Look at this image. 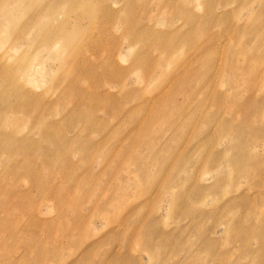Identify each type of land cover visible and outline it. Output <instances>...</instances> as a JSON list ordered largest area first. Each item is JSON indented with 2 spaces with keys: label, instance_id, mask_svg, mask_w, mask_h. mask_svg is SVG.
<instances>
[{
  "label": "rangeland",
  "instance_id": "rangeland-1",
  "mask_svg": "<svg viewBox=\"0 0 264 264\" xmlns=\"http://www.w3.org/2000/svg\"><path fill=\"white\" fill-rule=\"evenodd\" d=\"M75 1L0 0V66L33 64L32 83L20 80L32 94V121L25 107L11 108L0 130L15 127L17 137L41 145L28 156L0 152V264H264V0H212L206 33L185 24L175 5L134 0L136 30L164 33L174 42L165 50L129 38L131 18L120 17L130 10L126 1L107 0L110 36L102 44L122 46L114 56L124 70L109 77L96 72L103 58L87 37L76 44L81 55L71 56L68 40L48 51L35 25L19 28L45 7L63 12L72 4L80 6L58 17H67L69 37L97 28L99 1ZM181 1L186 13L206 17L207 0ZM72 57L93 68L81 75L85 88L104 83L108 108L76 112L82 92L64 86L79 70H69ZM182 76L187 87L177 83ZM175 85L181 92L167 112L153 113ZM151 116L150 130L140 132ZM61 137L75 142L57 146L52 139ZM129 140L134 147L125 150Z\"/></svg>",
  "mask_w": 264,
  "mask_h": 264
},
{
  "label": "bare ground",
  "instance_id": "bare-ground-1",
  "mask_svg": "<svg viewBox=\"0 0 264 264\" xmlns=\"http://www.w3.org/2000/svg\"><path fill=\"white\" fill-rule=\"evenodd\" d=\"M78 0H76L75 2H77ZM99 1V3L96 4L97 7H95L94 9V12H95V15L93 14V16L95 17V19L97 20V18H100L101 21H100V24H97L98 27L96 28V25H94L92 28L90 29H86L85 32H78L76 34L75 37H69L71 36V31H69L68 28H64L65 26V23H66V19L63 17V18H58L60 15H65L68 14L69 11L75 9L76 7L80 6V5H74L72 4V6H70L66 11L63 10H58L56 8V5H52V6H48V7H45L43 9H41L36 15H34L33 17L31 16V18L29 19V22H25L23 23V27L22 26H19V28L21 29H24L26 27H30V26H34L35 25V28L37 27L38 29V33L36 34V38L37 39H46L49 43H47L45 45V48L50 51L52 49V44H54L55 42H59V41H67V44L64 45L65 47L67 46L68 48H66V50H69V54L72 56L73 54L78 55L80 54L81 55V52H82V49L81 47L79 48L76 44L78 42H80L84 37H87V39L91 42V44L93 45H89L91 46V48L93 50H98V56L99 58H103V61L100 63V66L96 69V72L99 71L101 72L102 70V74L103 76L105 77H109L111 76L113 73L115 72H119V73H123L124 70H121L119 67H118V64L115 62V56L116 54H118L117 52V48L118 50L121 49L122 46H119V45H112L110 46L109 48L106 49V47L104 48L103 44H102V41H103V38L104 36H110V32L109 30L106 28V23H109V18L111 16V13L107 7V0H97ZM126 1V7L130 8V10L128 11V13L124 14L123 16H120L122 17L124 20H127L128 18L130 19L131 18V24L129 23L128 21V26L126 28L127 30V35L129 38H131L132 40H138L140 41L142 44H146V45H154L156 47H158L159 49H167V47H169L170 49V46L174 43L173 41H171L170 39H168L166 37V35L164 33H160V34H157L156 36H154L153 34L150 36L151 32L147 29V28H150L149 26H142L143 28L141 29H144V30H140V32L136 29H140L137 27V24L138 22L140 21V19L138 20V18H135V6L133 3H136V1L134 0H125ZM148 2V1H147ZM158 4H161L163 6H167V5H170V6H173L175 5V8L177 10V13L176 15L180 16V17H183L184 18V22L185 24L187 23H199V26H197V28L195 27V29H197V31H205L203 33H206L207 30H208V27H209V22L211 19L214 18V13H215V9L213 7V1L212 0H207L205 2V7H206V11H207V15L204 19L202 18H199L200 16L196 15L195 13H186L188 11H190V8L188 6H186L185 4H183V2L181 0H174V1H159L157 2ZM145 4H147L145 2ZM165 4V5H164ZM221 4V3H220ZM145 7V6H144ZM107 8V9H106ZM147 6L144 8V12H146L147 10ZM101 14H103V16H100ZM189 14V16H188ZM92 16V17H93ZM135 16V17H134ZM175 16V15H174ZM44 17L45 20L44 21ZM119 17V18H120ZM178 18V17H177ZM54 20H56L55 22L57 24L54 23ZM142 21V20H141ZM151 21V20H150ZM164 21V20H163ZM7 25L12 27V28H16L17 27V24L15 23H12V20H10L9 22H7ZM53 25V26H52ZM198 25V24H197ZM96 28V30H98V33H94V29ZM74 29V28H73ZM154 29V27H153ZM20 30V29H19ZM125 30V29H124ZM142 32H147V33H142ZM196 32V30L194 31ZM136 33H138L139 35L135 37ZM202 33V32H201ZM194 34V33H193ZM45 35V36H44ZM97 35V36H95ZM84 36V37H83ZM204 36V35H203ZM202 36V37H203ZM207 36V35H206ZM83 37V38H82ZM96 37V38H95ZM192 37V36H191ZM82 38V39H81ZM93 38H95L93 40ZM134 38V39H133ZM205 39V37H204ZM203 39V40H204ZM211 38H209L210 40ZM180 40H182V42H184L186 40L185 37L183 38H180ZM54 42V43H52ZM69 42H75L74 46L72 47V43L69 44ZM195 43V42H194ZM30 45L32 46V40H31V43ZM130 47V46H129ZM91 49V50H92ZM173 49V48H172ZM157 50V49H156ZM141 52V51H140ZM175 52V51H174ZM95 53V52H94ZM104 54L102 57H101V54ZM138 53V51H137ZM93 54V52H92ZM167 54V53H166ZM155 55V54H154ZM94 56V55H93ZM142 56V55H141ZM166 56V55H165ZM87 58V57H86ZM146 58H149V57H146ZM92 59V58H91ZM166 59V58H165ZM165 61V60H164ZM80 62L79 60L76 58V57H72V60L70 61V63L68 64V68L69 70H78L77 71V75L76 76H72L70 78L67 79V82H66V85H63L65 86V90L66 91H71V90H75V91H80L82 92V95H79L76 100V103L77 101L80 102L82 105L79 106V104H77V109H76V112H81L82 113V110L83 108H86V110H90V111H95V110H98V108H108V104H107V100L103 99L105 98V96L107 94H109L108 92H106L104 90V88L102 87V85L104 83H101V84H90V90L85 88L83 86V84L80 83L81 81V75L84 74L87 76V74H89L90 72L93 71V68L92 67H88L86 69H84V67H80ZM207 65V64H205ZM223 65V64H221ZM32 61L29 62L28 64L27 63H23V64H18L17 66H7V65H3L2 67L0 66V82H3L4 83V88L6 90V94H3V93H0V100L6 102V107L4 109H0V125H4V123H8V121L10 120V109L13 108V109H16V110H22L24 107H25V110L28 111V115H30L29 119L32 121V94L30 92V90H26L25 87H24V84L20 81L21 78L26 81V82H29V83H32ZM36 67V65H34ZM159 66V64L157 62H154L152 63V67H157ZM213 66V65H212ZM226 66V65H225ZM134 67V66H133ZM227 67V66H226ZM38 68V67H37ZM210 68V67H209ZM134 69V68H133ZM211 70V68H210ZM205 71V70H204ZM220 71V70H219ZM94 72V71H93ZM205 73V72H204ZM117 75V74H116ZM162 75V74H161ZM189 75V74H188ZM187 75V76H188ZM207 75V74H206ZM190 76V75H189ZM192 76V75H191ZM196 76V75H195ZM217 77V76H216ZM219 77V76H218ZM233 77V76H232ZM67 78V77H66ZM65 78V79H66ZM184 76L180 77V79L177 81V83L181 82L182 83H186L187 80H185L186 78H184ZM189 78V77H188ZM228 78V77H227ZM89 79V78H88ZM152 79V78H151ZM109 80V79H108ZM95 81V80H94ZM202 81V80H201ZM206 81V80H205ZM106 82V80H105ZM109 82H112L111 79L109 80ZM113 82H116V81H113ZM88 84V83H87ZM112 84V83H111ZM116 84H121V81L120 82H116ZM168 84V83H167ZM181 84V83H180ZM117 85V86H119ZM181 86H183L181 84ZM185 86V84H184ZM189 86V84H188ZM208 86V85H206ZM174 89H172V91H167V93H164V95H162L161 97L157 98L152 105H154V108H153V113H156V111H159L161 114H164L167 112L166 108L167 106H169V104L172 103L173 101V98L174 96H176L178 93L177 91H180V85H175L173 86ZM179 87V88H178ZM186 87H187V83H186ZM191 87V86H190ZM209 87V86H208ZM64 90V87H62ZM89 88V86H88ZM194 89V87H191ZM198 88V86H197ZM183 89V88H182ZM134 90V88H133ZM183 91V90H182ZM194 91V90H193ZM79 92V94H80ZM181 92V91H180ZM184 92V91H183ZM176 93V95L174 94ZM189 93V92H188ZM67 94V93H66ZM122 94V93H121ZM126 94V93H125ZM128 94V93H127ZM213 94V93H212ZM215 95L217 93H214ZM214 95V96H215ZM218 95V94H217ZM68 96V95H67ZM81 96V98H80ZM84 96H87L88 98H85ZM127 96V95H126ZM132 96V95H131ZM135 96V95H134ZM213 96V97H214ZM13 97V98H12ZM123 97V96H122ZM191 97L190 95H187L186 94V97L185 98H189ZM217 97V96H215ZM69 98V97H68ZM72 98V97H71ZM192 98V97H191ZM65 99V98H64ZM128 99V98H127ZM135 99V97H134ZM98 100V101H96ZM149 101H151L150 99H147V100H143L144 103H148ZM198 102V101H197ZM187 103V102H186ZM119 104V103H118ZM177 105V104H176ZM175 105V106H176ZM124 106V105H123ZM182 106V105H181ZM185 106V105H184ZM199 106V105H198ZM197 106V107H198ZM177 106L174 108L173 107V110L170 112L171 114L173 115H177L179 114L180 112V109L178 111V108ZM175 109V110H174ZM183 109V107L181 108ZM142 110V109H141ZM73 111V110H72ZM72 113V112H70ZM69 113V114H70ZM74 114V113H73ZM80 113H78L76 116H80L79 115ZM114 114V113H113ZM183 114V113H182ZM107 115V114H106ZM166 115V114H165ZM68 116H71L70 118H74L75 116L74 115H68ZM116 116V115H115ZM180 116V115H179ZM134 117V116H133ZM206 117H209V116H206ZM14 119H18V117H14ZM86 122L87 123H91L89 121H91V118L90 117H86ZM155 118L154 117H148L146 118V122L144 123V125L140 128V132L142 130V132H147L148 130H150V126L152 125L153 123V120ZM209 120V119H208ZM52 125H48L49 128H53L55 127V123L54 122H50ZM209 123V122H208ZM83 124V122H82ZM92 124V123H91ZM97 125V124H96ZM210 125V124H209ZM88 126V125H87ZM86 126V127H87ZM92 126V125H91ZM105 126H109L108 125H105ZM89 127V126H88ZM93 127V126H92ZM85 128V127H84ZM104 128V127H103ZM86 129V128H85ZM97 129V127H96ZM57 131H58V128H57ZM99 131V130H98ZM135 131V130H134ZM133 131V132H134ZM16 132H17V129L14 127V128H11L10 130H5V129H2L0 130V152L2 153H8V154H14V153H19V152H22L24 153L25 155H29V153L31 154L32 151L30 150H27L28 147H31L32 148V144L35 146V147H41L40 143L39 142H36L35 140H33L30 136H23V137H17L16 135ZM137 132H139L137 130ZM139 132V133H140ZM143 132V133H144ZM78 134V132H77ZM76 134V135H77ZM43 135L45 137H47V131L44 130L43 132ZM239 135V133H235L234 136L235 138H237ZM49 136V135H48ZM77 137H80V135H78ZM136 138H137V135H136ZM54 141V143L58 146L59 144H61V146H64L63 144H65L66 142L69 143L70 145L74 144V139H71V138H68V137H61L60 139H52ZM58 140V141H57ZM209 140V139H208ZM61 141V143H60ZM236 142V141H233V143ZM90 143V142H89ZM88 143V144H89ZM92 143V142H91ZM118 143V142H117ZM82 145V144H81ZM85 145V144H84ZM114 145V144H113ZM116 145V144H115ZM122 147L127 150V149H131L134 147V142L133 141H130L129 140V144L126 145V142L125 143H122L121 144ZM258 145V144H257ZM72 147V146H71ZM76 147V146H75ZM120 147V145H119ZM116 150V149H115ZM153 151V150H152ZM213 150H211L212 152ZM124 152V150H123ZM129 152V151H128ZM149 152V151H148ZM210 152V153H211ZM239 152V151H238ZM242 152V151H241ZM131 153V152H129ZM203 154V153H202ZM248 155H251V154H248ZM253 155H251L252 157ZM134 157V156H133ZM141 158V157H140ZM166 158H167V155H166ZM169 158V157H168ZM143 159V157H142ZM167 160V159H166ZM169 160V159H168ZM231 160V159H230ZM140 161V159L138 160ZM249 161V160H248ZM143 162H145L143 160ZM195 162V161H194ZM205 162V161H204ZM257 162V161H256ZM15 165L17 166V169L18 170H22L24 169V167L26 168V166L28 165L29 167V176L31 177L32 176V170L30 168V166H32V163L30 164H26V162H22L24 163L26 166H22L21 164H19L18 162H14ZM167 163V162H165ZM197 164V163H195ZM248 164V163H247ZM246 164V165H247ZM73 165V164H72ZM166 165V164H165ZM164 165V166H165ZM249 165V164H248ZM174 166V165H173ZM72 167V166H71ZM249 167V166H248ZM100 169V168H99ZM250 169V168H249ZM91 170V169H90ZM161 171V170H160ZM15 173L17 174L18 171L15 170ZM245 173V172H244ZM192 174V173H191ZM264 177V175H263ZM189 178V177H188ZM108 186H111L110 184Z\"/></svg>",
  "mask_w": 264,
  "mask_h": 264
}]
</instances>
